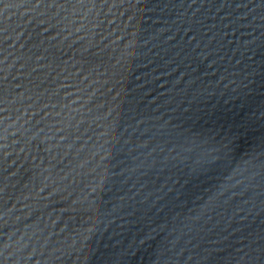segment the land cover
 I'll use <instances>...</instances> for the list:
<instances>
[{
	"label": "water",
	"instance_id": "water-1",
	"mask_svg": "<svg viewBox=\"0 0 264 264\" xmlns=\"http://www.w3.org/2000/svg\"><path fill=\"white\" fill-rule=\"evenodd\" d=\"M0 264H264V0H0Z\"/></svg>",
	"mask_w": 264,
	"mask_h": 264
}]
</instances>
